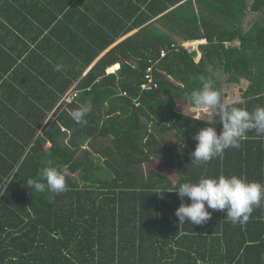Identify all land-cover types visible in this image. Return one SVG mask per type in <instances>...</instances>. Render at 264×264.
<instances>
[{"label": "trees", "instance_id": "16d2710c", "mask_svg": "<svg viewBox=\"0 0 264 264\" xmlns=\"http://www.w3.org/2000/svg\"><path fill=\"white\" fill-rule=\"evenodd\" d=\"M127 2L137 7L135 19L141 14L142 23L175 8L157 20L160 28L144 27L135 48L129 40L117 44L84 75L123 30L113 24L104 29L105 18L99 31L86 28L89 43L80 40L72 58L59 59L56 51L53 62L66 67L56 71L66 83L61 92L79 79L74 87L80 93L72 103H61L36 137L46 109L29 108L15 121L0 120V136L8 139L0 145V264H264V203L243 224L209 209L207 222L181 225L174 213L182 201L170 192L180 183L220 175L264 184V136L250 131L240 148L195 166L193 135L208 126L219 132L222 125L213 113L207 121L175 110L188 105L185 97L202 86V77L212 80L226 105L249 112L264 107V0ZM249 14L255 18L246 23ZM49 34L46 39L55 33ZM197 40L206 43L198 45L194 62L196 51L189 54L183 44ZM235 41L239 44L231 45ZM128 55H136L135 65ZM117 62L119 68H109ZM148 67L151 87L143 90ZM107 68L118 70L106 74ZM0 70L2 76L8 72ZM223 86L237 91L239 101L226 103ZM89 102L87 123H75L70 112ZM47 141L53 150L45 148ZM151 157L163 161L176 180L143 173ZM65 165L66 191L27 187L29 178L39 180L43 167Z\"/></svg>", "mask_w": 264, "mask_h": 264}, {"label": "crops", "instance_id": "0c3cea01", "mask_svg": "<svg viewBox=\"0 0 264 264\" xmlns=\"http://www.w3.org/2000/svg\"><path fill=\"white\" fill-rule=\"evenodd\" d=\"M136 8L128 5L127 0H0V68L8 69L3 76L0 70V120L15 121L18 119L16 116L22 115L29 108L46 109L47 116L41 122L36 137L48 118L59 109L63 94L79 83V79L73 81L62 93L65 81L60 76L56 77L54 68L46 65L43 59L54 66L56 63L52 59L56 61V51L61 53L59 59H63L64 55L72 58L79 43H89L86 28L99 31V21L107 19L109 24L106 21L108 26L104 29H111L113 24L117 31L123 32L91 62L83 72L84 75L101 56L117 44L129 40L130 45L135 48L142 39L141 30L148 25L160 28L157 20L175 6H169L167 10L151 16L143 23L139 21L141 14L135 19ZM140 9L144 10L142 5ZM63 15L68 18L64 22ZM49 30L55 34L52 35L53 38L46 39L50 35ZM200 41H204L200 44L206 43L205 40H197L188 41L184 45ZM197 55L200 56L198 51L192 60ZM128 56L129 63L135 65L136 55ZM116 65L119 68L120 63L109 68ZM109 68L106 69V74L118 70L109 72ZM76 102L79 105L78 99ZM35 137L30 141V146ZM7 140L6 136H0V145L6 144ZM47 144L51 146L49 141Z\"/></svg>", "mask_w": 264, "mask_h": 264}, {"label": "clouds", "instance_id": "9594fccd", "mask_svg": "<svg viewBox=\"0 0 264 264\" xmlns=\"http://www.w3.org/2000/svg\"><path fill=\"white\" fill-rule=\"evenodd\" d=\"M64 70L62 63L54 65V71ZM201 81L199 89L186 95V102L193 112L211 111L219 118L222 128L217 132L216 127L208 126L193 135L196 145L191 153V163L195 166L222 156L229 148H240L241 141L250 131L264 136V107H256L249 112L243 107L226 105L211 79L202 77ZM92 110L90 102L83 103L70 112V117L77 124H86L85 117ZM69 175L67 165L62 168L48 166L39 171V180L29 178L26 183L36 192L42 193L47 189L59 194L67 190L66 177ZM170 192H175L182 201L174 213L181 225L186 220L192 225L207 222L211 218L209 209L225 211V218L232 224H243L248 221L254 208L264 203V184L236 175L201 177L195 183H180L175 191ZM185 198L190 203H183Z\"/></svg>", "mask_w": 264, "mask_h": 264}, {"label": "rangeland", "instance_id": "374dc122", "mask_svg": "<svg viewBox=\"0 0 264 264\" xmlns=\"http://www.w3.org/2000/svg\"><path fill=\"white\" fill-rule=\"evenodd\" d=\"M254 16H255L254 14H249L246 17L245 22L250 23L252 20H254V18H255ZM203 42L204 41L192 42L193 44H188V45L186 44V45H183V47L186 50V52H191L193 50L197 51V46ZM233 44L238 45L237 42H234ZM190 45H192V46H190ZM192 48H193V50H192ZM198 59H199L198 55H197V58L196 57L193 58L194 61H198ZM246 83H247L246 81L242 80L240 87L244 88L246 86ZM223 87H224V91H226V93L228 94L227 97L225 98L226 103L239 101L240 95L237 91L233 90L229 86H223ZM175 110L179 113L189 115V116H193V117L199 118V119H205L207 121H209L212 118V112L211 111L193 112L188 105H182V104L177 105ZM84 147H85V145H84ZM45 148L47 150H53L54 149V147H51L49 144H46ZM142 171L145 174L149 173L150 171H153L155 173H160V174L166 175L173 182L176 180V175L165 168L163 161L161 162L160 160L156 159L155 157H151L146 161V163L142 167Z\"/></svg>", "mask_w": 264, "mask_h": 264}, {"label": "built area", "instance_id": "2783aa9c", "mask_svg": "<svg viewBox=\"0 0 264 264\" xmlns=\"http://www.w3.org/2000/svg\"><path fill=\"white\" fill-rule=\"evenodd\" d=\"M192 44V43H190ZM184 45V44H183ZM165 50H161L159 55L161 57H163L165 55ZM144 78L146 81H144L142 84H141V88L144 90V89H150L151 85L150 83L152 82V77H151V68L148 67L146 69V73L144 75ZM80 91L75 89V87H72L71 89H69L66 93L63 94V96L61 97L60 99V103H65V104H70L72 103L78 96V93ZM123 95H125V93L123 92ZM138 105V104H136Z\"/></svg>", "mask_w": 264, "mask_h": 264}]
</instances>
